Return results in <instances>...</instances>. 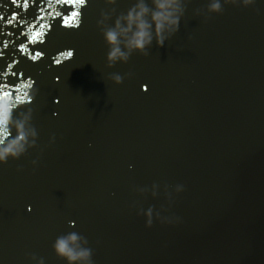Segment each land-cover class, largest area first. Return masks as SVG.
<instances>
[{"label": "water", "instance_id": "1", "mask_svg": "<svg viewBox=\"0 0 264 264\" xmlns=\"http://www.w3.org/2000/svg\"><path fill=\"white\" fill-rule=\"evenodd\" d=\"M45 2L0 33V98L35 132L0 164V264H66L69 233L88 264H264V0H182L162 46L113 64L103 33L137 0H87L72 27L47 13L80 4Z\"/></svg>", "mask_w": 264, "mask_h": 264}, {"label": "clouds", "instance_id": "2", "mask_svg": "<svg viewBox=\"0 0 264 264\" xmlns=\"http://www.w3.org/2000/svg\"><path fill=\"white\" fill-rule=\"evenodd\" d=\"M226 2L239 3L242 7H246L252 3V0H226ZM181 3L182 0H150L149 7L144 0H137L136 4L122 18L116 19L112 28L103 33L105 43L109 48L108 63L126 62L132 52L146 55L145 50L153 41L157 47L162 46L165 40L177 30L183 12ZM208 8L210 12H218L220 10L219 0H209ZM113 81L119 84L122 77L116 74ZM11 113L10 102L6 103L0 98V129L6 130L12 126L16 131L14 137L7 139L6 142L0 141V164L23 155L29 137L35 136L34 130H26L25 121L13 124ZM53 140L54 136H51L49 142L51 143ZM32 163L35 165L36 161L33 160ZM147 224H151L150 219ZM79 239L76 233L58 237L53 244V251L58 257L65 260L66 264H77V262L88 264L90 250L78 247Z\"/></svg>", "mask_w": 264, "mask_h": 264}, {"label": "snow or ice", "instance_id": "3", "mask_svg": "<svg viewBox=\"0 0 264 264\" xmlns=\"http://www.w3.org/2000/svg\"><path fill=\"white\" fill-rule=\"evenodd\" d=\"M9 3L13 6V11L10 16H8L6 19L2 14H0V33L3 31L4 25H11L13 27H19L21 28L20 35H24V29L27 28H34V26L37 24V22L41 21V19L45 16L44 11L41 9V5L50 6V4H47L45 0H9ZM73 3H78L81 5L80 12L77 13L76 11H72L71 7H60L58 11L53 13H47L50 17L57 18V23H60L63 21L64 25L66 27H72L74 25L68 24V13H71L72 18H76L78 15L80 18H82V9L87 5V0H57L58 5H72ZM31 12V15L34 17V19L29 21L24 20V16L29 15ZM23 26V27H21ZM40 27H43V24L39 25ZM43 33H37L33 31V35L28 37V41L40 43V40L38 37H40ZM19 49L21 52L25 51V43L19 44ZM71 51H67L66 58L72 56ZM4 52L0 50V56H3ZM42 56L41 52H35L34 55L30 57L31 60L36 61L38 57ZM61 56H65V52L61 53ZM16 62L13 61V64ZM12 65H8V67H11ZM147 90V89H145ZM0 95L7 96L9 95L8 92H2Z\"/></svg>", "mask_w": 264, "mask_h": 264}]
</instances>
